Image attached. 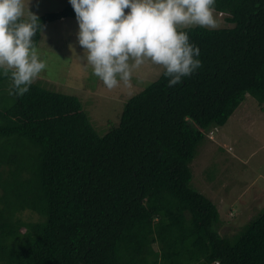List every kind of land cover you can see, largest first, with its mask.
<instances>
[{
	"label": "trees",
	"instance_id": "1",
	"mask_svg": "<svg viewBox=\"0 0 264 264\" xmlns=\"http://www.w3.org/2000/svg\"><path fill=\"white\" fill-rule=\"evenodd\" d=\"M214 10L234 25L183 29L201 67L175 86L163 70L105 134L78 96L36 82L17 95L0 74V264H264V211L223 234L192 185L207 133L248 94L264 103V0ZM38 17L36 46L45 24L76 16Z\"/></svg>",
	"mask_w": 264,
	"mask_h": 264
},
{
	"label": "rangeland",
	"instance_id": "2",
	"mask_svg": "<svg viewBox=\"0 0 264 264\" xmlns=\"http://www.w3.org/2000/svg\"><path fill=\"white\" fill-rule=\"evenodd\" d=\"M24 4L26 15L31 10L40 16L61 10L70 2L24 0ZM214 15L217 25L213 29L234 25L224 13L214 10ZM77 31L76 17L43 26L37 48L46 68L34 82L78 96L96 130L105 134L119 122L126 102L157 80L164 69L145 60L131 69L127 82L108 89L92 74ZM207 134L211 138L192 164V185L219 205L220 232L232 234L264 211V103L248 94L223 127Z\"/></svg>",
	"mask_w": 264,
	"mask_h": 264
},
{
	"label": "clouds",
	"instance_id": "3",
	"mask_svg": "<svg viewBox=\"0 0 264 264\" xmlns=\"http://www.w3.org/2000/svg\"><path fill=\"white\" fill-rule=\"evenodd\" d=\"M69 2L78 23V44L92 74L108 89L127 82L131 69L145 60L163 67L169 86L181 83L202 65L199 46L183 29L217 25L215 0ZM40 28L37 14L29 10L26 15L24 0H0V74L10 78L17 95L28 92L46 68L33 40Z\"/></svg>",
	"mask_w": 264,
	"mask_h": 264
}]
</instances>
